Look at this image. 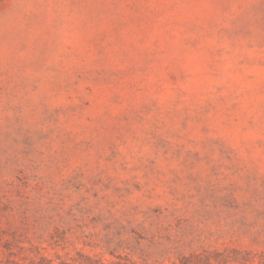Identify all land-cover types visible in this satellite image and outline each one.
<instances>
[{"label":"rangeland","instance_id":"rangeland-1","mask_svg":"<svg viewBox=\"0 0 264 264\" xmlns=\"http://www.w3.org/2000/svg\"><path fill=\"white\" fill-rule=\"evenodd\" d=\"M0 264H264V0H0Z\"/></svg>","mask_w":264,"mask_h":264}]
</instances>
